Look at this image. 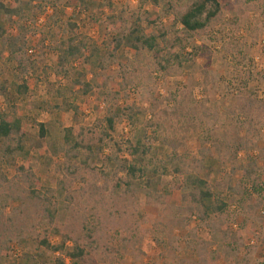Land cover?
Returning a JSON list of instances; mask_svg holds the SVG:
<instances>
[{"label": "rangeland", "instance_id": "rangeland-1", "mask_svg": "<svg viewBox=\"0 0 264 264\" xmlns=\"http://www.w3.org/2000/svg\"><path fill=\"white\" fill-rule=\"evenodd\" d=\"M49 1L42 12L37 9L39 1L0 0V83L8 88L0 96V114L18 107L27 135L24 146L30 153L27 158L17 155L0 160V172L12 179L17 168L24 166L33 169L45 188L57 191L63 183L67 194H75L83 182L74 180L71 172L76 166L83 168L88 154L82 152L75 159L63 145L64 130L74 128L78 133L85 129L87 141L88 130L94 128V159L90 162L96 168L108 165L113 170L116 163H110L111 160L130 158L128 154H119L111 141L99 142L101 129L95 125L114 106H119L126 113L117 120L111 133L113 139L123 145L146 127L154 154L144 164L151 162L158 170L149 186L135 183L139 202L129 231L120 229L111 233L110 244L121 249L117 256L123 257L121 264H196L197 255L188 246V242L192 245L195 240L209 243L211 264H264V126L255 140L257 146L246 147L243 143L247 119L233 113L240 97L252 94L264 101L261 12L239 14L235 7L225 11L222 22L210 33L174 50L178 53L183 48L191 51L192 46H200L204 50L202 56L177 74L168 75L157 71L159 67L152 54L133 45L138 36H158L161 27L169 33L170 44L173 43L175 33L181 36L182 29L176 21V12L191 0ZM259 2L261 8L264 2ZM169 5L173 7L170 12ZM52 17L73 21L78 33L90 39L89 49L66 72L58 69L57 55L50 42H43L44 36L49 37L47 26ZM120 38L124 40L123 46L112 61L108 53ZM237 43L242 55L235 48ZM19 63L27 68V74ZM102 64L105 68H101ZM121 66L126 68V75ZM83 78L94 85L90 94L73 84ZM191 80L192 86L184 88ZM24 81L29 88L19 96L18 86ZM183 96L189 100L185 102ZM66 103L77 107L78 114L68 110ZM56 106L62 110H56ZM40 123L49 129L44 140L40 137ZM54 148L56 153L52 151ZM253 164L252 180L262 187L260 198L244 181L245 171ZM175 168H180V173ZM191 173L209 183L213 192L226 201L228 211L218 216V229L214 232L193 218L185 229L175 228L169 240L159 246L155 239L163 238L154 226L158 207L164 197L175 207L182 205V196L191 192L185 184ZM81 175L88 180L90 172H82L78 179ZM246 190L252 193V198H247ZM58 201L56 204L63 209L57 216L58 226L74 223L81 227L90 222L92 212L82 202L70 204L63 198ZM26 204L23 209L32 215L28 232H15L0 257V264H34V261L52 264L54 257H58L34 242L37 236L44 238L50 228L47 220L34 215L29 200ZM20 206L13 202L5 215L0 216V224L10 227L13 218L8 217L13 213L19 215ZM20 216L24 219L26 213ZM20 221L16 223L18 228L22 226ZM124 239H128V245L123 244ZM49 240L52 244L60 243L52 235ZM92 257L91 261H97L98 256Z\"/></svg>", "mask_w": 264, "mask_h": 264}, {"label": "trees", "instance_id": "trees-1", "mask_svg": "<svg viewBox=\"0 0 264 264\" xmlns=\"http://www.w3.org/2000/svg\"><path fill=\"white\" fill-rule=\"evenodd\" d=\"M31 1H39L37 9L42 12L50 4L49 0ZM262 1L264 2V0ZM169 6L168 12L173 9L171 5ZM234 7L239 14L259 10L264 18V4L260 8L259 0H229L224 3L220 0H191L181 11L176 12V21L182 29L180 31L181 36L175 33L173 43L170 44L169 33L161 27L158 36H138L135 40L136 44L133 46L139 50H147L153 55L159 67L158 72L162 71L168 75L177 74L183 70L185 65L194 64L202 56L201 53L204 50L200 46H192L191 51L183 48L182 51L177 53L174 50L184 42L189 43L199 36L210 33L216 25L222 22L224 12L234 9ZM52 18L53 20H50L47 26L49 37L44 36L43 42H50L52 45L51 50L57 55L58 69L66 72L67 68L89 49L90 39L78 33V26L73 21L67 20L64 22L61 19L58 21L56 17ZM159 42L165 44L166 48H161ZM123 43L124 40L120 38L115 41V44H112L113 48L108 53L109 59L112 61L116 59V53L123 46ZM235 48L239 55L243 54L238 43ZM19 65L23 68L24 74H27V68L21 63ZM103 67L105 68L104 64L101 68ZM121 69L126 75V68L122 67ZM73 84L76 88L83 90L85 94H90L94 88V85L88 83L84 78L83 80H74ZM192 84L191 80L184 88L188 89ZM28 88V82L24 81L22 85L18 86V95L23 96V94H26ZM7 90V86L0 83V96L5 94ZM183 97L185 102L189 100L186 99V96ZM66 106L68 110H72L76 115L78 114L79 109L77 107L67 103ZM55 109L62 110V107L56 106ZM233 109L234 114L247 119L246 138L243 145L256 147L255 140L259 135V130L264 126V101L258 100L252 94L243 96L238 98ZM18 110L17 106H13L10 107L7 113L0 114V160L8 157L14 158L17 155L27 158L30 155L24 146L27 135L23 129V120ZM125 113L124 108L114 106L109 110L108 116L101 120L100 124L95 125V128L101 129L99 142L111 141L119 154H128L130 158L122 161L117 160L116 162L111 160L110 163L114 165L116 163L113 170H110L108 165H104L103 169L96 168L90 162L94 159V128L88 130L90 139L87 141L84 137L85 129L79 130L78 133L74 128L64 130L62 142L68 152L72 153L75 159L82 152L88 154L83 162V168L76 166L71 172V177L74 180H82L83 182L75 194H67L66 186L63 183L57 191L45 188L33 169L24 166L17 168V174L12 179H8L0 172V216L5 215L13 202L21 205L19 215L13 213L11 217H8L13 218L9 222L10 227L6 223L0 224V257L7 250L8 244L12 242L16 231L19 234L28 232L27 226L32 219V215H29V212H26L23 207L24 205L27 206L26 200H29L34 215L42 216L48 221L50 229L45 232L46 236L44 238L37 236L34 238V242L38 243L41 248L58 256L54 257L52 264H121L123 257H117L120 256L119 251L121 249L118 250L116 245L110 244L113 240L111 233L119 232L120 229H125L126 232L129 231L128 225L131 224L132 216L137 211L139 202L136 189L138 185H135V183H145L149 186L150 180L158 174L157 167H154L153 163L144 164L146 158L154 154L152 137L148 135L146 127L140 129L133 138L125 141L123 145L113 139L111 133L114 131V126ZM38 126L40 137L43 140L46 139L49 135L47 125L40 123ZM52 151L56 153L57 150L54 148ZM174 170L177 173L181 171L180 168ZM67 171L70 172V169L68 168ZM86 171L90 172L88 180L85 179L84 175H81V179H78V176L82 172L86 173ZM254 174L253 164L245 171L244 181L246 185L251 186L249 190L260 198L262 187L252 180ZM185 184L191 188V192L182 196L180 207L171 205L167 197L162 198L158 207L159 215L154 226L163 238V240L155 239L159 246L165 240H169L175 228L185 229L193 218L206 224L214 232L213 230L218 229V216L224 215L228 211L229 206L226 201L217 196L209 183L198 174L191 173L187 175ZM245 194L248 196L247 198L253 196L247 190ZM58 198H63L65 201H69L70 204H80L82 202L89 207L90 212H92L90 222L81 227H76L74 223L63 227L58 226L57 216L63 210L56 204L59 202ZM25 213L26 218L22 219L20 215ZM20 219L22 220V226L18 228L16 223L21 222ZM49 235L59 238L60 243L52 244ZM122 242L127 244L128 239H124ZM188 246H192L191 248L197 255L198 261L196 264H211L213 258L208 249L209 243L195 240L192 245L188 242ZM124 250H127V248L124 247ZM92 256H98L97 261H91L94 258ZM32 258L35 260L36 257ZM34 264L37 263L34 261Z\"/></svg>", "mask_w": 264, "mask_h": 264}]
</instances>
